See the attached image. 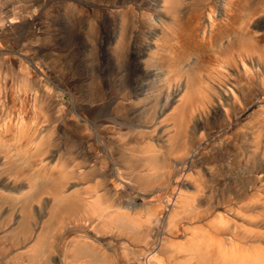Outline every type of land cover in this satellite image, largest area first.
Segmentation results:
<instances>
[{
    "label": "rangeland",
    "instance_id": "374dc122",
    "mask_svg": "<svg viewBox=\"0 0 264 264\" xmlns=\"http://www.w3.org/2000/svg\"><path fill=\"white\" fill-rule=\"evenodd\" d=\"M72 1L19 0L2 13L0 264H31L45 257L51 264H144L136 252L147 253L151 243L162 239L173 246L186 242L203 226L199 215L221 201V190L236 189V181L247 176L243 166L253 157L264 163V113L258 101L234 116L202 103L218 82L235 79L250 94L264 89V63L249 48L264 44V25H258L264 20L261 0H238L228 16L224 0H74L80 1L77 10L68 12ZM27 4L32 8L25 9ZM12 13L16 19L9 22L6 16ZM210 13L216 23L212 29ZM197 15L206 27L199 33L189 24ZM175 33L178 43L172 40ZM239 46L251 53L252 74H222L217 63L230 60ZM62 58L84 64L82 70L75 66V75H93L63 91L57 114L48 100L28 101L25 94L39 81L48 87L59 84ZM30 69L37 74L32 80ZM98 85L103 90L91 100ZM185 94L200 99L187 110L179 131L175 119ZM14 111L20 113L15 119ZM200 124L211 133L202 141ZM258 129L259 151L251 154ZM44 182L52 185L49 192L78 199L74 218L59 222L53 217L55 202L42 190ZM114 190L121 200L131 197L135 207L128 215L103 222L96 214L83 223L91 215L84 193L96 191L109 202ZM167 207L173 208L176 223L170 230L152 221ZM24 220L27 230L20 229ZM74 241L77 247L65 251ZM161 257L166 264H194L172 249Z\"/></svg>",
    "mask_w": 264,
    "mask_h": 264
},
{
    "label": "bare ground",
    "instance_id": "6f19581e",
    "mask_svg": "<svg viewBox=\"0 0 264 264\" xmlns=\"http://www.w3.org/2000/svg\"><path fill=\"white\" fill-rule=\"evenodd\" d=\"M16 1L19 0H12L11 2L10 1L7 2L6 0H0V27H2L4 24V17L2 16V13L4 12L3 10L5 9V7H7L8 3H10L9 4L10 8H14L15 6L12 7V4L14 2L16 3ZM32 1L34 3L40 2V0H32ZM108 1H110L111 4H115L117 0H108ZM237 1L238 0H224L223 10L225 16H228V12L231 10V8H233L234 4ZM261 1L264 5V0ZM79 2L80 1H78L77 3L73 0L71 3H68L69 5L65 7L66 10H68V12L70 10L73 12L74 10L76 11ZM29 8H32V4H27V7L25 9L29 10ZM208 8H209V12L211 13L214 12V9L211 8L210 4H208ZM78 12L79 13L77 14H80V11ZM83 13H85V15L88 14L87 11L85 12L83 11L81 14ZM211 13L208 14V19L211 25L209 26L212 29L213 18L211 16ZM254 14H252V16ZM252 16L248 17L247 19L248 23L253 20ZM15 19H16V15L13 13L6 16V20H8L9 22H13L15 21ZM100 19L103 18L101 17ZM190 19H189L190 22L189 24H192L193 32L196 31L199 33L201 30L205 31L206 29L205 25H201L199 22L200 20L199 15H197L196 19L194 18V16L193 18L191 17ZM256 24L254 26H257ZM258 25H264V20L258 22ZM213 26H216V23ZM57 37L58 35H56L54 38L56 39ZM177 37L179 38L180 36L176 33L175 35L173 34L172 36V40L174 39L173 41H175L176 43L179 42L178 41L179 39ZM202 38H204L203 35ZM256 44L257 43L252 44L249 47L250 51L252 52V54L253 51L255 53L257 52V56L254 54L255 57L257 59H261L263 61L262 63H264V44L263 45L262 44L256 45ZM173 45L171 42L170 46L173 47ZM72 46L69 47L66 53L64 54L66 58L67 56H70L72 52ZM242 46H239L238 50L230 55V60L228 58L227 61H222L221 63H217V65L220 68V72H222V74L227 75L225 72H228L229 74H231V72H234L238 77L247 74L248 75L252 74L250 71L252 70V67L254 65L251 59L252 58V56L250 55L251 53H248L246 50H243L245 49V46H243V49ZM248 54L251 56L250 58L248 57ZM255 62L257 63V61ZM75 66L76 67L80 66L81 70L84 69L83 68L84 64L80 63V61L68 62V59L62 58V63L60 65L61 73H62L60 76L61 77L60 81L61 80L62 81L57 85L55 84L52 87H48L42 84L38 80L39 81L38 88L31 89V91L33 92L30 91L28 94H25V98L28 99V101L32 99L34 101V97L35 98L39 97L48 100L51 111L54 110V112L59 114L60 111L62 110L61 109L62 107L59 103H60V99H62L63 91L71 89V86L75 85L72 83L73 81L83 80V79L87 80L89 77L93 75L92 73L93 71L90 73L85 72V74L81 71L75 75L74 72ZM54 70L55 69H53V71ZM134 70L136 73L138 72V68H135ZM29 73L31 75V80L35 76H37L35 71H33L32 69H30ZM99 73L100 71L98 72V74ZM262 81L264 80L262 79ZM190 85L192 86V84ZM102 86L103 85H98L93 90L92 94L90 95L93 97V99L91 100L98 99L99 93L103 90ZM192 88L193 87L190 88L191 91L193 90ZM31 93H33V95H31ZM193 95L190 96L195 97ZM183 98L184 99H182L179 105L180 112L178 115H176L178 116V118L175 119V123L179 127V131H181L184 128L183 125L185 124L183 120L186 114L188 113L189 108L195 105V102H197L200 99V98H195L196 100H194L193 98L191 99L189 98L188 94H185ZM255 101H258L259 106L261 107L259 109V113H264L260 111L263 110L264 107V89H262L261 87L260 91H258L257 93L255 92L253 94L245 93L241 88L237 86L235 79H232L231 81L229 80L224 84L218 82L214 88V93L211 95V97L208 96L207 100L206 101L204 100V102L202 103H206V102H208V104L213 103L214 105L219 106L220 109H223L226 116L227 114L229 115L230 112L231 115L234 116L236 115L235 110L241 111L245 107L249 106L250 103ZM56 106H58V108ZM14 112L12 115L13 119L17 118V115L18 116L20 115V113L17 114L16 112L15 113ZM26 113H24V115ZM233 116H231L232 119ZM7 118H4L3 120L5 119L7 120ZM10 118L11 117L9 116L8 119L10 120ZM20 118L22 117H19V120ZM86 119L87 118L85 117V120ZM74 120L77 122V119ZM1 123L2 122H0V125ZM206 127L207 126L205 124L203 125L200 124L196 126V129L198 131L202 130L199 132V138H198L201 141L202 139H206L209 136H211L210 135L211 133H209L207 129L206 131L203 130ZM259 130L260 129L255 131L253 130L256 140L253 141L255 143V148L253 150H250L251 154H254L256 152L255 150L258 149V146L256 144L260 140ZM171 149L172 148L170 146L169 147L165 146V150L171 151ZM183 162L184 159H180L179 163L183 164ZM243 167L245 170L244 173H247V176L243 175L240 177V179L236 181V185H235L236 189L230 187L223 188L221 190L222 193L219 197L221 201L215 202L214 204L215 208L213 204L212 205L210 204L208 206L207 212H205L204 214H200L203 212L201 211L199 213L200 214L199 220L204 221L202 224L203 226H199L200 230L196 229L195 231H192L191 234H189L186 242L178 243L175 246H173L174 242H170L169 244L164 239H162L161 241L159 240L156 246L154 245L155 243H151L150 246L152 247L151 250L149 251L151 254H149V252L147 253L136 252V255L139 256L138 258L141 259V261L144 264H166L164 259L161 257V254L165 250L167 251L172 249V251L174 252H183L184 255L186 256L184 261L185 262L191 261L194 264H264V163L262 162V159L260 157L259 158L253 157L250 165H248L247 163ZM196 171H197L196 172L197 176L201 177L199 169ZM41 188L45 192H49L52 189V185H49L48 183L44 182ZM181 193L182 191L180 190L179 196L181 195ZM49 194L52 195V198L55 202L54 212H53L54 218L56 217L57 219H61L59 220V222H64L66 219L71 217L74 218V213L77 212L78 208L80 207V205L77 206V204H80L77 198H73V197L64 198L61 194H57L55 192H49ZM112 195L114 197L109 202H105L104 199H101V195L97 194L96 191H94L93 193L91 191L85 192L82 197V200L84 201V205L88 207V211L90 212L91 215L88 218H84L83 223L86 221L89 222L93 221L96 214L101 216V221L103 222L108 221L109 219L123 220L121 219V217H123L124 215H128L131 208L135 207L131 200V197L122 198L121 200L120 199L121 196L116 190L112 192ZM172 209L167 207L165 209H161L160 212H158L157 214H153V219H152L153 223L161 225V227L164 230L165 229L170 230L171 228L175 227L176 223H175V217H173L172 215V211H173ZM184 211H185V206H184ZM22 228H24V230L28 229L27 220L22 221L20 229ZM152 229L155 230L154 232H157L156 229L154 228ZM78 241L80 242L82 240H78ZM76 247L77 244L74 241L71 244V246H69L68 244L65 246L66 249L65 251L70 249L73 250ZM31 264H51V263L49 261V258L45 257L40 260H38L37 258H33V263Z\"/></svg>",
    "mask_w": 264,
    "mask_h": 264
}]
</instances>
